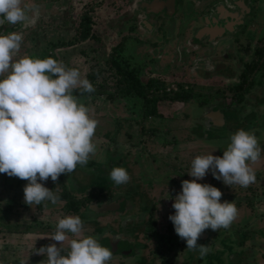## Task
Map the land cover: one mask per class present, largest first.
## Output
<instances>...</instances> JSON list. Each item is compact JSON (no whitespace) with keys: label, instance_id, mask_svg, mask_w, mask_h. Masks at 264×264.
Segmentation results:
<instances>
[{"label":"rangeland","instance_id":"1","mask_svg":"<svg viewBox=\"0 0 264 264\" xmlns=\"http://www.w3.org/2000/svg\"><path fill=\"white\" fill-rule=\"evenodd\" d=\"M254 1L257 3L252 9L250 7V13L258 21H246V24L249 26L250 22L253 27L249 31L250 37L256 38L264 36V0H251ZM109 2L103 0L101 5H97L99 7L95 6L89 13L93 22L90 31L97 38H86L72 42L71 45H55V42L69 40L73 35L80 14L86 11L79 8L81 0H77L74 5H71L72 0H24V3L39 6L40 18L35 26L23 28L20 25H0V34L20 31L24 37L29 38L21 44L20 52L14 59L24 55L40 59L51 57L68 68H78L81 78H85L86 73L100 71L93 80L96 91L88 97H77L79 103L91 109L90 115L98 121L93 137L95 154L90 155L86 165L78 164L72 173L61 174L55 182L51 178L47 181L38 180L57 195L63 193V190L67 191V195L60 198L58 205H47L59 207L54 211V216L45 207L44 217L37 216V213V218L30 217L27 209L29 207L34 210L35 204H26V209H18L19 222L23 219L20 223L22 230L18 228L0 234V264H47L46 254H37L36 250L54 243L60 247L59 242L48 236L55 232L59 219L66 216H79L84 226L83 235L92 236L102 246L109 248L112 258L108 264H144L150 254L148 250L153 247L158 249L160 256L163 252L159 245H163L158 235L148 240L139 235L144 220L146 225L149 223V208L154 206L158 228L162 231L165 219L175 214L172 205L182 191V181L196 179L188 174L193 159L208 154L222 157L231 142L230 137L239 129L254 133L261 148L259 160L255 163L249 161L255 172V182L246 188L238 184L229 186L222 179L217 180L211 169L205 177L197 180L198 183L211 182L212 186L218 188L222 192L221 203L234 202L238 210L236 218L228 228H219L217 231L208 228L201 233L197 245H205L209 249L203 257L198 249H187V245L180 255L171 250L167 257H173L176 264H264V101L229 105L224 99L228 94H223L221 98L219 96V99L214 97L217 94L210 87L211 83L210 86L192 87L189 82H197L196 77L210 80L223 74L220 69L223 60L219 53H214L209 68H203L199 67L206 59L203 58V52H186L184 46L175 48V40L182 34L179 21H168V26L164 25L158 31L154 30L155 27H151L149 32L139 28L141 42L135 39L132 41L127 36L120 47L121 51L115 54L122 67L132 70L141 84L151 77L167 92L180 89L184 93V87L188 85V91L193 94L187 101L167 98L156 101V111L160 117L144 118V124L153 127H148L152 131L150 134H141V99L137 95L121 92L109 96L108 93L114 91L116 84L111 78L104 81L103 77L107 72L106 59L112 53V46L128 33L137 35L136 30L127 29L128 21L119 19L121 8L116 5L120 0L113 1L114 6ZM185 2L180 6L186 5ZM178 12L181 11L178 9L171 18L176 20L180 16ZM74 16L75 21H72ZM44 24L47 26H42ZM176 26L179 27L178 32ZM52 41L54 47L50 46ZM151 41L158 46L156 54L162 50L171 66H163L157 58L150 57L154 54L153 50L146 46ZM45 49H48L47 53L51 51V54L44 53L39 57L40 51ZM186 66L194 74L193 77L186 74ZM181 79L188 80V83L181 82ZM258 89L259 93L264 92V85ZM103 90L105 93H102ZM261 97L264 100V96ZM166 141L169 144L166 143L165 149H162L161 144ZM214 146L215 149L209 150ZM114 167L126 169L130 180L125 184H115L110 179ZM20 180L0 173V189L5 183L11 186ZM27 184L28 181L24 180L17 190L20 189L24 194L23 189ZM7 190L2 188L0 191L5 194L15 191ZM4 196L6 198L8 194ZM68 196L73 200L77 212L62 205L69 199ZM82 196H93L92 201L80 207L78 200ZM2 201L0 208L5 207ZM17 201L25 202L22 195L15 197L14 202ZM105 203L119 205L114 209L92 208ZM0 217H3L0 228L8 229L14 225L7 223L12 218L10 214L4 216L0 211ZM39 219L43 223L36 224L34 221ZM67 235L69 240L79 238L71 233ZM120 249L123 250L118 252ZM68 251L69 244L65 241L61 254L67 255Z\"/></svg>","mask_w":264,"mask_h":264},{"label":"clouds","instance_id":"2","mask_svg":"<svg viewBox=\"0 0 264 264\" xmlns=\"http://www.w3.org/2000/svg\"><path fill=\"white\" fill-rule=\"evenodd\" d=\"M40 18L36 4L24 0H0V25L33 27ZM23 33L10 31L0 34V173L27 180L24 201L40 205L43 201L56 204L60 197L39 181H57L61 174L72 173L77 165H86L96 152L93 142L98 121L91 109L73 95L91 93L95 89L87 78H81L78 68H68L49 57L28 55L14 59L20 52ZM5 73L7 75L5 76ZM223 156H197L188 173L196 179L182 181V191L175 197V214L169 219L175 232L184 239L187 249L199 250L201 257L209 251L197 245L201 233L208 228L217 231L228 228L238 214L234 202L221 203L222 192L209 184L198 183L211 169L217 180L226 185L248 187L256 180L249 161L259 160L261 148L254 133L239 129L230 137ZM110 179L125 184L130 176L123 167H114ZM1 202V201H0ZM79 216L59 219L55 232L48 236L60 243L37 249L47 256V264H108L109 248L92 236L83 235ZM67 233L74 237L69 240ZM68 241L69 251L62 255Z\"/></svg>","mask_w":264,"mask_h":264},{"label":"flooded vegetation","instance_id":"3","mask_svg":"<svg viewBox=\"0 0 264 264\" xmlns=\"http://www.w3.org/2000/svg\"><path fill=\"white\" fill-rule=\"evenodd\" d=\"M102 1L103 0H81L82 5L79 8H84L83 10H90L91 12L95 6H97L98 4L101 5ZM113 1L115 0H110L109 2V4L112 6H114ZM152 1L153 0H145V2H142V0H120V2H118L116 6L118 8H121L120 13L122 14H119V19H121V21L129 22L127 26L128 30L137 31V35L128 33L122 36L117 42L120 47L123 46V43L127 36L132 41L135 39L141 42L142 39H140L141 35H139V28L142 29V31H148L151 29V27H155L154 30L158 31L160 27L167 25L168 21H179L178 24L181 26L182 34L180 38L175 40V48L177 47L178 49H180L184 46L186 52H203V58L206 57V59L199 67L209 68V61L212 57H214V53H219V55H221V61L223 60L221 62L223 65L220 68L223 70V74H220L219 77H215L210 80L196 77V79H198L197 82H189L190 84H192V87L200 88V86H210L211 83L210 87H212L214 93L217 94L214 95V97H217V99H219V96L221 98V96L223 97V94H228V97H224V99L228 102L229 105H237L236 103L231 101L233 95V93H231L230 91L231 89L235 92L234 94H238L239 91H242V95H244V92L246 94V96L244 97L247 98H243L242 103L238 105H248L252 104L253 102L256 104L264 101L261 100V96H264V92H258V88L264 85V36L261 35V37L256 38H253V36L250 37L251 33H249V31L253 30V27L250 26V22L248 23L249 26L246 24V21H258V19H256L255 16L252 17V13H250L252 6L255 7L257 3L256 1L160 0L161 2H164V4L159 3L153 6L151 4L150 6L149 3H151ZM184 1H186V5L180 6ZM75 2H77V0H72L71 5H74ZM170 9H173V11L171 10L172 12H169ZM178 9L179 11H181L178 12L180 13V16L176 20H174L171 17L175 15L174 13H176ZM170 13L171 15H169ZM72 21H75V16L72 18ZM152 21L154 22L152 23ZM78 22L79 20L77 21V23ZM76 25L74 27V32ZM42 26L45 27L47 25L44 24ZM178 29L179 27L176 26V32H178ZM24 36L25 35H23L22 43L29 40V38H26ZM217 44L220 46H218ZM116 45L112 46V50ZM155 45V42L153 41L152 43L151 41L150 45L146 46L148 48L151 47L153 50L154 54L150 57L152 59L157 58V60H159V62L162 63L163 66H171V62L165 58L162 50H158V53L156 54V48L158 46ZM212 50L214 51L211 52ZM120 51L121 49L118 50V52ZM141 53L144 54L143 52ZM50 54L51 51H48L47 55ZM225 64L227 65V68ZM188 68L189 67L186 66V74H188L189 76L194 75L189 72L190 69ZM6 75L7 73H5V76ZM3 78L4 77H0V79ZM148 79H151V77H148L147 80ZM252 79L254 80V82H252ZM181 82L188 83V80L186 81L181 79ZM187 86L184 87V90L188 88ZM252 96H254L255 98ZM212 118L215 119L214 116H212ZM6 185L10 187L8 183H6ZM209 185L212 186L211 182ZM7 194L8 196L10 195V193ZM20 195H22L24 198V194H17V196ZM3 198L5 197H3V194L0 193V201H2ZM50 204L53 203H51V201H43L40 205L35 204L34 210H30L28 207V215L32 218H37L35 216V214L37 213V216L42 215V217H44V208ZM105 204H110V206L113 207L112 209L118 207L119 205L118 203L116 205L115 203ZM56 205H58V202L56 203ZM153 207H150L149 211L147 212V220H149V223L148 225H146V219L144 220V222L141 224L142 229L139 235L148 240L152 237H156L157 234L159 241L162 242L163 245H159V247L161 248L160 250L161 252H163V254L159 256V251L156 247L150 248L148 250V253L150 254L144 264H176L173 262V257L167 256H170L169 254L171 250L176 251V254L180 255V252L183 249L182 242L184 239L180 238L175 232L176 244H173L174 242L172 241V238L167 235V232L163 230L161 231L160 228H158V223L155 216L156 210ZM11 208V211L7 213V215L10 214L12 218L7 221V223H14V225L9 224L10 227L6 232L15 228L16 219L18 220L17 223H22L21 221L23 220L22 219L19 222L20 219H18V217H20V215L18 214V209L21 208L22 210L24 208L22 202L17 201V203L12 204ZM47 208L49 209L48 212L51 211L53 216L54 211L59 209V207L54 206ZM34 222H36V224L43 223L41 219ZM152 222L153 224H151ZM1 233L3 234L4 232L2 231ZM161 234L163 235L161 236ZM185 245H187L186 241ZM114 249H116V246L114 247ZM121 250L123 249H120L118 252H120Z\"/></svg>","mask_w":264,"mask_h":264},{"label":"trees","instance_id":"4","mask_svg":"<svg viewBox=\"0 0 264 264\" xmlns=\"http://www.w3.org/2000/svg\"><path fill=\"white\" fill-rule=\"evenodd\" d=\"M89 13H90V10H86V11H83L80 14L79 22L76 25L75 32L72 35V37L69 38V40L55 42L56 44L52 41V42H50L51 43L50 46L54 47V44L55 45H57V44L70 45V44H72V42L75 43V41L84 40L86 38H92V37L93 38H97V36L93 35L92 32L90 31L93 22L91 20V17L89 16ZM119 49H120V45L117 44L113 48L112 53H110V55L106 59L107 72L103 76L104 77V81H106L108 78H111L112 80H114V82L116 84V87L114 88V91L112 93L111 92L108 93V95L111 96V94H113L114 92H121L123 94H125V93L134 94V96L137 95L139 97V99H141V101H142L141 115H142L143 122H142V124L140 126L141 134H150L152 131L148 129L149 126H146L144 124V118L147 119V117H149V118H151V117H153V118L160 117L159 113L156 111V101H159L160 98L187 101L189 98L192 97L193 94H191L190 91H188V90H190L188 88L186 89V91L184 93L180 89L173 90L171 92H167V91H165L163 89L162 86H160V84H158V82L154 78L148 79L145 83L141 84L139 82V80L137 79V77L135 76V74H133V71L126 69V67H122V64H121L120 60H117L115 54L117 55V52H118ZM47 50L48 49L40 51L41 53H40L39 57L42 56L44 53L47 54ZM99 73H100L99 70H97V73L96 72L95 73H86L85 78H87L93 85V80L96 78V74H99ZM252 82H254L253 79H252ZM98 84H99V86L102 85L100 83H98ZM158 90L160 91L159 94L157 93ZM95 91H96V89L93 92H91V93H88V92L81 93L80 89H76V90L73 91V95L76 96V97H88V96H91L92 93H94ZM230 91H231V93H233L231 101H233L237 105L242 103L243 98H247V97H244V96H246L245 92L243 93L244 95H242V91H239L238 94L237 93L234 94L235 92L232 89ZM98 92H100V89L98 90ZM103 92L105 93V90H103L102 93ZM152 127L153 126H150L149 128H152ZM141 142L144 143L142 141V138H141ZM166 143L169 144L168 141H166L165 143L161 144L162 145V149H165V147H166L165 144ZM143 148L145 149L146 146L143 147ZM215 148L216 147L214 146L213 148L212 147L209 148V150L215 149ZM22 182L24 183V180L21 179L17 184L11 185L12 187L11 186L8 187V185H6V183L2 185V187L0 189L1 191H2V188H5V189L9 188L7 191H9L10 189L15 190L13 192V194L10 193V195L7 196L4 201H2V203L4 204L5 207L0 208V211L2 213H4V216H6L7 213H9L11 211L12 204L15 203L14 201H15V197H17V194H19V193L22 194L20 189L17 190V188L20 187L21 184L23 185ZM49 190H52V189H49ZM1 191H0V193H1ZM64 193H65V195H64ZM2 194H3V197H5L4 196L5 193H2ZM66 195H67V191L63 190V193H61L59 195V197L60 198L66 197ZM82 197L83 198L78 200V202L80 201L79 202L80 204L78 205L80 207L83 206V203L90 202V200H91V198L93 196L92 197L82 196ZM68 198L69 199H67V201L64 204H62V205H65V207L67 209H71L72 208V209H74L77 212L78 209H76L75 206L73 207V203H74L73 200L69 196H68ZM22 205H23L24 208L26 207V203L25 202H22ZM69 211H71V210H69ZM169 216L164 221L163 231H166L167 235H169V237L172 238V241L174 242V243L173 242L172 243L176 244L175 243L176 242V239H175V237H176L175 227H174L173 222L169 219ZM0 219L2 221L3 217H0ZM151 224H153V222ZM21 227L22 226L20 225V223H16L15 228L13 230L16 231L18 228H20V230H22ZM2 231L5 232V231H7V229L0 228V234H1ZM162 235L163 234H161V236ZM184 247H186V245H185V241L183 240L182 248H184Z\"/></svg>","mask_w":264,"mask_h":264},{"label":"water","instance_id":"5","mask_svg":"<svg viewBox=\"0 0 264 264\" xmlns=\"http://www.w3.org/2000/svg\"><path fill=\"white\" fill-rule=\"evenodd\" d=\"M159 3L160 4H164V2H161L160 0H153L151 3H149V5L151 6V4H152V6H153V5H157ZM158 10H160V9H158ZM171 10L173 11V9H170L169 12H172ZM153 11H157V10H153ZM169 15H171V13ZM116 204L117 203H115V205ZM92 208L95 209V210H105V209H112L113 207H111L110 204H102V205H99V206H93Z\"/></svg>","mask_w":264,"mask_h":264}]
</instances>
